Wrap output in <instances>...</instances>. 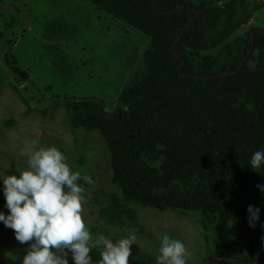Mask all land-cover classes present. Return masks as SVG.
<instances>
[{
  "label": "trees",
  "instance_id": "16d2710c",
  "mask_svg": "<svg viewBox=\"0 0 264 264\" xmlns=\"http://www.w3.org/2000/svg\"><path fill=\"white\" fill-rule=\"evenodd\" d=\"M89 1L133 24L152 43L143 54L144 71L111 107L96 97L62 100L73 125L104 123L125 200L159 210L216 213L220 224L230 220L246 234L248 261L264 264V194L256 187L264 184V166L257 172L249 165L251 155L264 150V29L238 36L221 58L201 54L229 39L264 4ZM3 61L16 78L29 80L6 52ZM250 204L261 209L255 228L247 220ZM90 256L100 261L98 250Z\"/></svg>",
  "mask_w": 264,
  "mask_h": 264
},
{
  "label": "rangeland",
  "instance_id": "374dc122",
  "mask_svg": "<svg viewBox=\"0 0 264 264\" xmlns=\"http://www.w3.org/2000/svg\"><path fill=\"white\" fill-rule=\"evenodd\" d=\"M190 1L225 7L231 0ZM252 28L264 29V5L229 39L201 54L221 58L227 44ZM151 43V36L89 0H0V176L18 175V169L27 167L21 152L55 146L72 170L94 180V185L84 184L82 205L90 232L120 238L135 234L141 248L131 246L136 257L131 260L156 264L160 237L168 234L183 241L188 264H252L248 237L232 221L222 225L218 214L207 210H159L125 200L104 123L74 126L71 111L61 103L68 97H96L111 107L124 86L144 71L143 54ZM5 52L27 72L28 81L8 71ZM4 205L0 191V210L7 213ZM2 226L0 222V264H22L28 245ZM68 264H73L70 253Z\"/></svg>",
  "mask_w": 264,
  "mask_h": 264
},
{
  "label": "clouds",
  "instance_id": "9594fccd",
  "mask_svg": "<svg viewBox=\"0 0 264 264\" xmlns=\"http://www.w3.org/2000/svg\"><path fill=\"white\" fill-rule=\"evenodd\" d=\"M20 154L27 156V167L18 169V175L0 176L8 210H0V222L13 230L20 244L28 245L22 264H68L69 253L73 264H92L93 249L100 250L99 264H130L131 246L141 248L135 234L123 238L94 235L82 218L85 188L79 181L94 185L92 177L72 170L55 146ZM249 165L260 172L264 150L255 151ZM256 187L264 194V184ZM247 213L249 227L255 228L261 209L250 204ZM189 255L183 241L164 234L155 260L156 264H188Z\"/></svg>",
  "mask_w": 264,
  "mask_h": 264
},
{
  "label": "flooded vegetation",
  "instance_id": "af4514ba",
  "mask_svg": "<svg viewBox=\"0 0 264 264\" xmlns=\"http://www.w3.org/2000/svg\"><path fill=\"white\" fill-rule=\"evenodd\" d=\"M216 262H220L222 264H229L230 262L226 261V260H216ZM231 264V263H230Z\"/></svg>",
  "mask_w": 264,
  "mask_h": 264
}]
</instances>
